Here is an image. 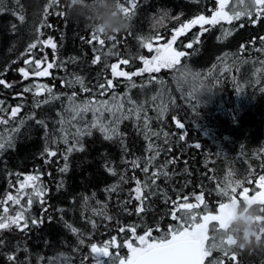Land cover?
I'll use <instances>...</instances> for the list:
<instances>
[{
	"label": "trees",
	"instance_id": "obj_1",
	"mask_svg": "<svg viewBox=\"0 0 264 264\" xmlns=\"http://www.w3.org/2000/svg\"><path fill=\"white\" fill-rule=\"evenodd\" d=\"M49 4L50 0H0V8L4 9L0 11V79L13 84L12 88L0 85V100L9 112L10 107L23 105L14 121L0 125V137L6 145L0 150V202L8 193L17 195V181L27 175H39L37 183L46 189L43 204L35 196L30 207L26 204L27 197L20 205L8 202L9 215L21 211L23 206L28 228L20 231L13 226L12 230H0V240L4 242L0 245V264H105V261L107 264L108 257L91 253V244L102 246L116 237L119 248L113 246L110 252L127 258L129 251L124 242L138 243L127 229L135 226L136 236L148 229L157 237L166 232L177 223L170 212L171 202L178 197L183 202L187 196V202L195 203V196L203 194L208 210L215 213L218 203L226 200L218 189L229 182L234 185L235 181H242L241 187H248L249 195L253 194L255 180L264 175V64L260 63L264 61V52L256 50L264 47L260 43V37H264V16L254 24L251 21L256 19L255 14L251 18L242 15L230 24L221 21L214 26L205 25L208 30L204 32L199 25L193 26L175 43L185 52L178 65L128 81L113 79L110 65L128 59L129 63L121 68L134 72L143 67L140 56L151 58L154 54L139 41L148 31L145 19L148 13L158 6L172 10V18L160 30L161 39L154 42L155 47L156 43L167 42L172 30L181 23L201 14L210 17L218 7L216 0H138L131 29L116 36L118 44L111 51L115 41L108 40L103 49L93 50L99 49V45L95 41L87 43L92 30L67 15L65 0L48 7ZM249 7V0L243 4L231 0L226 11L232 14V10L244 11ZM58 12L64 15H56ZM21 15L23 21L19 19ZM49 37L57 44L55 50L45 47L41 52L38 46L31 54L36 58L46 55L57 67L50 70L48 77L22 81L17 69L25 67L28 45L37 38ZM189 43L192 48L186 47ZM96 55L101 60L93 64ZM77 76L89 91L74 82ZM106 79H113L114 87L101 95L98 84ZM34 83L48 85L60 98L36 108L35 101L45 99L48 93L40 97L32 93H24L23 98L17 96L25 86ZM237 85L242 87L241 92L236 91ZM73 93L77 105L91 100L96 107L99 102L108 101L110 106L123 103L124 108L116 113L121 117L119 122L109 125L117 129L118 135L108 140L98 128L91 129V135L79 138L83 151L74 150L68 156L67 170L62 172L60 169L65 165L62 154L68 145L60 139L58 121L61 115L70 119L65 109L69 108ZM129 98L135 105L129 103ZM140 105L143 110L138 120L128 109ZM0 115L7 118L5 113ZM83 115V120L78 118L72 124L84 128L93 120L92 111ZM145 117L148 129L160 133L159 136L145 129ZM111 119H114L111 113L104 112L103 122ZM38 120L44 121L47 128L38 124ZM177 120L185 125L183 129L176 126ZM63 127L69 133V144L74 143L72 134L76 127L67 123ZM12 128L17 131L12 132ZM9 135L13 137L11 147ZM181 135L183 140L179 139ZM53 140L57 142L52 143ZM150 142L156 146L153 151H147ZM196 144L200 147L196 148ZM45 147L57 150V156L49 158L44 153ZM156 151L160 155L151 161L145 174L141 169ZM133 160H139L138 168L132 167ZM153 172L158 173L155 184L149 179ZM133 176L142 185L148 184L144 191L145 211L139 214L136 208L140 202L129 195L130 192L135 195ZM113 186H118L116 191H110ZM240 191L237 188V195ZM193 211L203 213L204 205ZM33 218L36 225L32 224ZM68 225L77 231L72 232ZM120 228L125 231L120 232ZM212 236L210 224L208 244L212 243ZM232 251L237 254L238 264H264V251ZM10 255L15 256V261L8 259ZM220 256L222 252L213 249L205 264ZM225 264L231 262L225 259Z\"/></svg>",
	"mask_w": 264,
	"mask_h": 264
},
{
	"label": "snow or ice",
	"instance_id": "obj_2",
	"mask_svg": "<svg viewBox=\"0 0 264 264\" xmlns=\"http://www.w3.org/2000/svg\"><path fill=\"white\" fill-rule=\"evenodd\" d=\"M58 0H50V7L52 4H56ZM218 5L217 9L212 13V15H198L196 18L191 19L187 22H183L172 30V34L166 43L159 44L156 43L154 47V42H157L161 39L159 33L156 35H152L150 38L145 39L144 36L139 37L140 44L143 48H146L150 53H154L151 58H147L145 56H140L139 59L143 63V67L139 68L137 71L129 72L123 70L121 65H127L129 63L128 59H120L116 63L110 65L111 75L113 79L115 78H126L128 81L132 80L134 76H141L144 73L152 74L158 73L162 68H173L180 63L181 57L185 56L184 51H178L174 44L176 43L178 37L183 36L189 29L193 26L199 25L202 29V32L207 31L204 26L205 25H217L221 21H227L229 24L235 19L238 20L242 15H247L251 18L254 14L256 16L255 20H252V23H258L261 16H264V0H249V8H246L244 11H235L232 10V14H229L225 9L228 7L229 0H216ZM239 3L243 4L244 0H239ZM122 11L124 15H126L130 20L135 14V10L138 7V0H122ZM3 8H0V11H3ZM56 15L63 16L64 13L58 12ZM45 16H47V7L45 9ZM21 21L24 20V16L21 15L19 17ZM44 25L42 24L41 27ZM51 27V25H48ZM38 36L39 29H37ZM202 34V33H201ZM106 40L115 41V43L111 44L112 48H116L118 41L115 37H105L103 34H98L95 31H92L90 34V38L87 43L91 44L94 41L99 45V49L94 48V51H98L103 49ZM252 43H255L253 41ZM261 45H264V37H260ZM39 46V50L43 52L45 47H50L53 50L57 48V44L53 41L51 37L45 40L36 39L35 42L30 43L28 45L27 56L28 58L24 59L25 67H20L17 71L20 73L22 77V81L29 80L30 77L40 78V77H48L51 75L50 70L57 65L54 62H49L46 55H43L41 58H36L35 55H32V50L37 49ZM187 48H192V44L189 43L186 45ZM258 52H264V47H260L256 49ZM101 60L100 55H96L92 61L93 64L99 63ZM260 63L264 64V61H260ZM227 71V69H225ZM223 74V73H221ZM113 79H106L104 83L98 84V88L101 90V95L105 94V91L108 89H112L114 87ZM150 79H154V77H150ZM235 81V77H233ZM75 83H79L84 91H89L86 87H84V81L81 77L77 76L75 78ZM219 83V79L216 81ZM70 84L72 81L69 82ZM0 85H3L6 88H12L13 84L6 82L4 79H0ZM133 87L135 85L133 84ZM243 89L240 85H237L236 91L241 92ZM48 93L49 96L43 100H36L35 107L39 108L42 104H48L50 99L56 100L59 99V96H56L53 93L51 87L45 84L34 83L27 85L23 88L22 92L17 93V96L23 98L24 93H32L34 97H40L44 93ZM75 96L76 93H73L71 97H69V108L65 109L66 112L70 114V119L61 115L58 123L61 125V137L60 139L64 144L68 145L65 152L62 154L63 159L65 160V165L60 171H66L68 168L67 160L68 156L74 151L79 150L83 151V145L80 143L79 138L84 135H91V129L98 128L100 132L105 134V139H112L114 135H118L117 129L115 127H109V125H114L119 122L121 117H117L116 113L123 110V103L115 104L110 106L108 101L99 102V106L93 107V101H89L83 105L75 104ZM113 99H116L114 96ZM153 100L155 97L152 98ZM129 103L135 105V101H132L129 98ZM4 101L0 100V113H5V115H0V125H9L10 120H15L18 114L23 107L22 104H18L15 107H10V112L8 109L3 107ZM143 110L142 105L137 106L135 108H129V113H135L136 119H140V111ZM88 111L93 112V120L87 124L84 128L77 127L75 124H72V121L83 120L84 113ZM104 112L111 113L114 119L108 120L107 123H104L102 118L104 116ZM122 118L127 119V116H123ZM147 117H145V129H148ZM22 124L23 121H20ZM38 124H41L43 127L47 128V125L44 121L38 120ZM67 123L72 127H76V132L72 134V139L74 143L69 144L68 136L69 133L64 129L63 125ZM176 126L180 129H183L185 125L181 123L179 120L176 121ZM12 132H16L17 128H12ZM151 132L150 129H148ZM153 136H159L160 133L151 132ZM186 135V133L184 134ZM184 135L179 137L180 140L184 139ZM164 136L167 137L168 133H164ZM145 138L148 139V134H145ZM13 137L9 135L7 137L8 146L11 147V141ZM4 138L0 137V150L5 148ZM56 140H53L52 143H56ZM167 143V140H165ZM156 146L153 143L148 144L147 151H153ZM196 148H199L200 145L196 144ZM171 149H169L170 151ZM126 151V149H125ZM44 153L47 154L49 158L57 156V150H53L50 147H45ZM160 152L156 151L152 157L148 158L147 163L141 169L145 174L148 173L149 167L148 165L151 163L156 156H159ZM173 162V161H169ZM133 168H138L140 166L139 160L131 161ZM110 172H115L113 169H108ZM164 176H167V172L161 173ZM158 178V173L153 172L149 179L152 180V183L155 184V180ZM124 177H121L123 180ZM135 180L136 187L132 190L135 193L132 196L130 192V197L139 201V206L136 208L137 214L145 211L144 203L147 199L144 196L145 189L148 188L147 182L143 185L139 179ZM40 180L39 175H27L24 179L18 180V188L17 195H12L8 193L6 198L0 202V208H2V214H0V230H12L13 226H15L20 231H24L28 228L27 219L24 216L23 206H21V211H17L14 215H9V209L7 207L8 202L11 201L14 205H20L21 200L24 197H27L26 204L27 206H31L33 203V196L39 199L41 204L44 203L43 197L46 193V189L39 185L37 182ZM251 183V182H250ZM255 187L253 189V194L249 195L248 187H241L242 181H235L233 185L232 182H229L224 188H219L218 191L226 197V200L218 203L215 213L208 210L207 205H205V198L203 194L195 196V203H189L188 197H183V202L180 201L179 197L177 200L172 201V209L170 212L171 219L173 221H177L174 226H169L167 231L162 233L161 235L153 236L152 229H148L145 231L143 235L136 236V227L130 226L127 231L132 233L135 240L138 242L134 245L131 240H126L124 242V247H126L129 251V255L127 258H123L119 256V253H116L115 256L110 252V248L115 246L119 248V245L116 243V237H113L110 241L105 242L102 246H98L97 244H91V253L92 254H102L105 257H108V261H111V264H205L206 259L212 256L213 249H218L222 252V256L218 258H213L208 260V264H225V259L231 262V264H238L237 262V254L232 251L233 241L231 238H219L217 239V234L221 232L225 228L224 223V214L226 209L230 206L231 202H247L249 204L259 205L261 211H264V175H259L255 180ZM118 186H113L110 191H116ZM237 188H241V191L237 195ZM28 189H32V192H28ZM151 195V193H149ZM130 201H125L124 203H129ZM167 203V201H166ZM201 205H204V212L197 213L194 212V209H199ZM47 211V209H45ZM180 213L178 216L177 213ZM199 216V219H198ZM111 219V217H107ZM257 220L264 222V218L257 217ZM21 221H24L21 224ZM42 222V221H41ZM214 222V223H213ZM32 224L36 225L37 220L35 218L32 219ZM212 225V243L208 244L209 241V226ZM72 232H76V228H72L71 225H68ZM125 228H120V232H124ZM3 240H0V245H3ZM80 243H84L83 240H80ZM10 261H15V256L10 255L8 257ZM107 261V264H108ZM106 264V261H105Z\"/></svg>",
	"mask_w": 264,
	"mask_h": 264
},
{
	"label": "clouds",
	"instance_id": "obj_3",
	"mask_svg": "<svg viewBox=\"0 0 264 264\" xmlns=\"http://www.w3.org/2000/svg\"><path fill=\"white\" fill-rule=\"evenodd\" d=\"M67 15L86 28L103 34L105 37H115L131 29V20L122 11V0H65ZM172 10L158 6L146 16L148 31L145 39L157 34L166 26ZM225 228L217 234L219 238H231L232 250L264 251V211L259 205L247 202H231L224 214Z\"/></svg>",
	"mask_w": 264,
	"mask_h": 264
},
{
	"label": "rangeland",
	"instance_id": "obj_4",
	"mask_svg": "<svg viewBox=\"0 0 264 264\" xmlns=\"http://www.w3.org/2000/svg\"><path fill=\"white\" fill-rule=\"evenodd\" d=\"M164 43H166V42H164ZM160 44H163V43H160ZM174 47L178 50V51H180L176 46H175V44H174ZM150 59V58H149Z\"/></svg>",
	"mask_w": 264,
	"mask_h": 264
},
{
	"label": "water",
	"instance_id": "obj_5",
	"mask_svg": "<svg viewBox=\"0 0 264 264\" xmlns=\"http://www.w3.org/2000/svg\"><path fill=\"white\" fill-rule=\"evenodd\" d=\"M230 1H231V0H229V3H230ZM225 11H226V9H225Z\"/></svg>",
	"mask_w": 264,
	"mask_h": 264
}]
</instances>
